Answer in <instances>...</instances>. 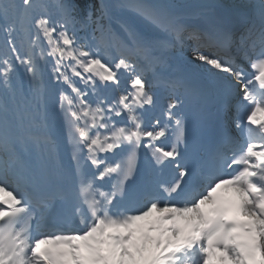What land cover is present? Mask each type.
I'll use <instances>...</instances> for the list:
<instances>
[{"label": "snow or ice", "instance_id": "6c2138e0", "mask_svg": "<svg viewBox=\"0 0 264 264\" xmlns=\"http://www.w3.org/2000/svg\"><path fill=\"white\" fill-rule=\"evenodd\" d=\"M200 7L219 9L203 30L147 0H0L9 37L0 50V264H264V0ZM77 25L90 34L79 36ZM19 31L26 48L13 38ZM186 38L196 41L194 57L210 81L191 83L168 63ZM202 38L223 55L205 53ZM141 61L166 90L163 125L143 114L156 98ZM122 73L127 87L101 98L102 88H119ZM209 90L225 101L242 93V142L214 126ZM169 131L170 146H161ZM141 149L152 170L175 164L168 182L140 181ZM53 179L64 186L41 191ZM57 200L64 212L50 220Z\"/></svg>", "mask_w": 264, "mask_h": 264}, {"label": "rangeland", "instance_id": "374dc122", "mask_svg": "<svg viewBox=\"0 0 264 264\" xmlns=\"http://www.w3.org/2000/svg\"><path fill=\"white\" fill-rule=\"evenodd\" d=\"M48 1H49V3H54L55 2V0H52V2L50 0H48ZM173 1L174 2L179 1V2H177L179 5L175 6V8L177 9V13H181L183 15L185 14L184 18L191 17L192 19H196V20H199V21H202L203 19L205 20V19H207V17L213 15V8L214 7L209 8L207 10H203L200 7L202 5H224V4H228V5H232V4H236V5H240V4L241 5H256V4H258V0H195L194 3L191 5V6H194V7H189L187 5L182 4V3L186 2L185 0H173ZM188 1H193V0H188ZM43 2L46 3L47 0H43ZM115 2H117V0H110V3H115ZM159 4H162V2L159 3ZM246 10H248V9L246 8ZM246 10H244V11H246ZM207 15H209V16H207ZM27 25L32 26L30 22ZM1 31L2 30H0V34H1ZM32 31L34 32V27H32ZM17 45L19 46L20 43H18ZM184 49H185V47L182 49V51H184Z\"/></svg>", "mask_w": 264, "mask_h": 264}, {"label": "bare ground", "instance_id": "6f19581e", "mask_svg": "<svg viewBox=\"0 0 264 264\" xmlns=\"http://www.w3.org/2000/svg\"><path fill=\"white\" fill-rule=\"evenodd\" d=\"M147 2H151V3H161L162 2V4H164V5H166L167 4V0H147ZM170 2H172V1H170ZM177 2H179V1H177ZM177 2H174L175 4H178ZM47 3V2H46ZM204 21H206V19L204 20ZM175 52H178V51H175ZM167 55V54H166ZM183 56H185L184 54H183V52H179L178 54H175V56H173V57H168V59L169 60H174V61H177V62H179L180 64H182L183 62H185V61H183L181 58L183 57ZM186 57V56H185ZM127 75V74H126ZM160 90V89H159Z\"/></svg>", "mask_w": 264, "mask_h": 264}]
</instances>
